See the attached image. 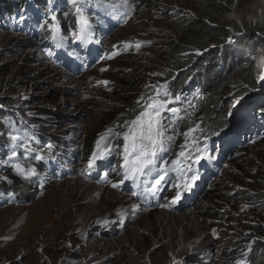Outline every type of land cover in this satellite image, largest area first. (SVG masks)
Returning a JSON list of instances; mask_svg holds the SVG:
<instances>
[{
  "label": "rangeland",
  "instance_id": "1",
  "mask_svg": "<svg viewBox=\"0 0 264 264\" xmlns=\"http://www.w3.org/2000/svg\"><path fill=\"white\" fill-rule=\"evenodd\" d=\"M199 1L129 0L131 11L120 6L113 9L115 14L120 10L124 22L104 41L105 59L81 75L57 65L47 51V42L37 34L31 35L33 41L24 37L25 29H0V99L7 104L3 112L19 116L33 133L24 139L17 137L15 142L10 135L14 147L3 167L16 174V163L35 168L37 175L28 179L39 185L31 202H0V264H241L244 248L262 242L253 235L264 230L259 195L264 139L242 140L235 146L226 143L228 162L223 163L220 177L196 209L173 212L174 196L169 193L163 206L146 210L134 197L136 184H128L122 172L91 182L88 172L83 171L94 152L111 146L121 151L114 168L123 164L124 141L116 133L126 131V125L139 115L129 118L137 106L144 111L148 96L155 97L172 77V72L168 77L164 72L180 41L178 25L198 18ZM112 2L121 5L122 0H102L110 7ZM243 4L251 10L241 12L240 17L230 12L226 18L255 19L262 11L253 9L264 6V0ZM70 9L71 4L55 21L65 25L63 21L73 15ZM255 33L258 43H250L254 54L245 62L250 63L261 91L247 100L240 99L238 105V97H232L234 90L225 97L232 100L227 102L232 125L242 120L246 111H264V80L260 78L264 75V36ZM242 122L238 132L246 135L249 127ZM163 130L166 139L171 137L165 145V162L172 163L182 147L183 151L186 148L185 136L179 129L168 135ZM37 137L35 145L31 138ZM215 142L212 148L221 156L223 140L216 137ZM25 145L33 150L35 161L18 157L15 150L27 151ZM0 176L2 184L12 182L8 174ZM23 178L20 176L19 186L25 183ZM113 184L119 186L114 188ZM110 196L118 200L117 208L133 206V211L112 212ZM218 207L224 209L219 218ZM185 212L192 213L187 234L183 226L175 225V219ZM165 213L174 218L168 224L163 222ZM73 219L76 224L71 226ZM170 226L177 228L174 238L167 237ZM151 236L155 241L141 254V245Z\"/></svg>",
  "mask_w": 264,
  "mask_h": 264
},
{
  "label": "trees",
  "instance_id": "2",
  "mask_svg": "<svg viewBox=\"0 0 264 264\" xmlns=\"http://www.w3.org/2000/svg\"><path fill=\"white\" fill-rule=\"evenodd\" d=\"M62 1L65 0H0V29L12 31L24 30L27 27V34H24V37L32 40V34L39 36L38 22L41 26L40 39H42L50 34L52 24L50 15L56 14L57 17L63 12ZM247 1L253 0H200L197 8L198 18L178 25L181 30L180 41L175 45L169 68L164 72L165 77L171 72L173 75L157 92L167 91L170 94L169 98L173 102L162 113V123L167 135L179 129L185 136L183 138L185 150L191 155L189 163L198 155H203L202 146L208 145L213 138L224 134L230 128L231 115L227 102L232 100H226L225 97L234 90L236 93L233 94V99L237 96L240 100L252 96L259 89V82L253 74V69L250 63L245 61L254 54L251 52L252 45L258 43L255 32L264 36V6L253 9L262 11L255 19L253 16L226 18L230 12L240 17L241 12L244 14L251 10L246 7L247 5L242 7ZM30 2L36 6L40 19H35L30 13L28 17L22 16ZM92 2L94 1L79 0L76 6L88 8ZM84 16L88 17L89 12ZM76 18L78 19L77 14H75ZM235 35H240V41L236 46L230 42ZM197 52L203 54L199 55ZM4 103L5 100L0 99V106L7 108V104ZM137 107L129 118L141 113L142 108L140 105ZM190 129L194 131H189ZM16 130H20L23 134L29 133L19 116L11 117L0 111V161L11 152L13 143L9 136ZM241 138L237 136L233 141L237 142ZM195 140L197 142L194 145ZM197 146L200 152L196 151ZM188 154L186 153V156ZM27 157L32 159L30 153ZM1 174H8L12 181L9 185L0 183L1 200L8 197L13 198L14 201L33 200L36 190L32 181L23 178L22 181L25 183L19 186L20 175L2 167L0 163ZM260 179L262 184L259 187V195L263 199L260 206L264 212V174ZM222 211L223 208H217V218L221 216ZM257 232L258 235L264 234V230L259 229ZM258 235L253 236L262 242H253L251 247L244 248L249 249V253L240 256L243 264H264V235L262 237ZM250 236L243 238V242Z\"/></svg>",
  "mask_w": 264,
  "mask_h": 264
},
{
  "label": "snow or ice",
  "instance_id": "3",
  "mask_svg": "<svg viewBox=\"0 0 264 264\" xmlns=\"http://www.w3.org/2000/svg\"><path fill=\"white\" fill-rule=\"evenodd\" d=\"M69 3L75 6L77 4V0H69ZM119 6L126 7L129 11H131L133 7L132 4L129 3V0H122L121 5ZM111 7L115 9L118 7V5L113 4ZM76 12L79 14L77 20V23L79 24L78 38L83 40L84 38L91 36V32L89 31L90 26L87 17L82 15L80 7H76ZM53 19L55 20L56 17L53 16ZM136 47L139 48L140 44L138 43ZM260 78L264 80V75H261ZM103 83L107 84L108 82L104 81ZM161 96L164 98H161ZM169 97L170 94L167 91H164L163 93L157 92L155 97H151L145 102L144 111H142L136 119L132 120L126 125L127 130L123 133H116V135L122 137L124 141L123 164L121 167L124 169V178L126 180L135 181L139 177L147 176L149 172L157 167L159 154L168 150L165 145L170 142L171 137H168L167 139L165 138L163 130L164 125L162 123V113L168 108V105L173 102ZM175 99L178 100L179 97H175ZM235 103L238 105L240 100H236ZM169 110L175 111V109ZM108 131L111 132L112 130L109 129ZM189 131H194V129H190ZM101 139L105 138L102 137ZM12 140L15 142L17 137L13 136ZM195 143L196 142L193 141L194 145ZM25 148L29 151H33L32 149L28 148V145H25ZM196 151L200 152L198 146L196 147ZM104 152H109V149L105 148ZM13 155H15V152H13ZM179 155L181 157L191 159V155L188 154L186 156L183 150ZM103 158L104 153L97 154L94 152L92 157L89 159L88 168L91 169L98 160ZM203 158L204 157L202 155H198L196 157V162H199ZM37 159H43V157H37ZM172 165V171L179 173V175L182 177V184L177 185V187H183L185 191L191 190L195 182L199 179V176L192 175L190 178H185V167L179 159L172 161ZM13 167L17 174L24 177L25 179L37 175L35 168H25L20 163L14 164ZM187 171H191L190 166L188 167ZM104 175L105 178H107L108 173H105ZM167 175L168 171L165 170L163 173L158 175V178L154 181V184L156 186L160 185L161 182L165 180ZM2 179L7 180V177H3ZM120 183H123V181ZM118 186L119 184L112 185L114 188ZM157 190L159 189L157 188ZM182 194V192H177L172 199V203H178ZM103 223L107 224L108 221L105 220ZM241 264H243V261H241Z\"/></svg>",
  "mask_w": 264,
  "mask_h": 264
},
{
  "label": "bare ground",
  "instance_id": "4",
  "mask_svg": "<svg viewBox=\"0 0 264 264\" xmlns=\"http://www.w3.org/2000/svg\"><path fill=\"white\" fill-rule=\"evenodd\" d=\"M113 22V21H112ZM114 24V22L113 23H111L110 25H113ZM107 27V26H106ZM105 26L103 27V28H106ZM108 27H111V26H108ZM4 39H5V37H4ZM68 73H70V74H74L73 72H68ZM164 84V83H163ZM162 87V86H161ZM165 88V87H164ZM106 197H107V195H104V198L103 199H106ZM109 200H111V202H112V212H115V209H117V211L116 212H131V210H132V207L131 206H129V207H124V208H120V207H118L117 208V206H118V204H119V202H118V200L117 199H114L113 197H109ZM106 200H104V202H105ZM133 211V210H132ZM186 214H184V216L183 217H181V218H178V219H175V225L178 227V226H183V228H184V231H185V234H187L189 231H190V229H189V225H190V219H191V215H192V213H190V212H185ZM73 217H71L70 219H72ZM69 219V220H70ZM174 218H172V215L171 214H169V213H165V215L163 216V222H165L166 224H168L169 223V221L170 220H173ZM76 224V221H75V219H73L72 221H71V226H74ZM176 227L174 226H170V228H169V233L167 234V237L168 236H171V238H174L175 237V235L177 234V231H176ZM155 240H154V238H152V236L144 243V244H142L141 245V247H140V253L141 254H143L145 251H147L148 250V247H149V244L150 243H153ZM184 241V244H185V240H183ZM188 246H190V244L188 245V243H187V248H188ZM161 247H163V250H165V251H167L166 250V248L164 247V246H162L161 245ZM167 253V252H166ZM180 255H182V252H180V253H178V255H177V257H179ZM156 264V263H155Z\"/></svg>",
  "mask_w": 264,
  "mask_h": 264
}]
</instances>
